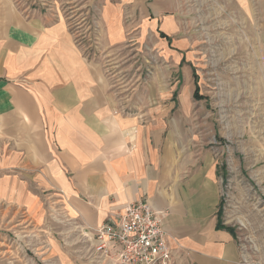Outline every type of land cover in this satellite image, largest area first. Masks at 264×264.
Here are the masks:
<instances>
[{
	"label": "crops",
	"instance_id": "obj_1",
	"mask_svg": "<svg viewBox=\"0 0 264 264\" xmlns=\"http://www.w3.org/2000/svg\"><path fill=\"white\" fill-rule=\"evenodd\" d=\"M231 1L240 43L246 44L236 57L249 59L241 75H258L261 68L264 76V0ZM83 4L96 16L106 48L140 46L157 37L175 63L173 73L186 83L173 89L176 99L136 94L124 105L106 67L85 55L58 8L39 13L0 0V203L25 206L39 218L46 199L80 237L117 221L125 205L146 202L165 213L172 264H246L236 232L220 219L224 176L217 156L226 153L227 142H240L235 151L249 160L240 168L264 193V128L248 129L236 108L233 125L227 126V115L218 120L224 145L214 148L196 138L192 96L201 99L195 98L193 39L185 29L183 0ZM148 87L163 91L157 84ZM240 89L264 98L259 82ZM202 118L211 128V114ZM247 136L249 149L242 145ZM59 255L60 264H78Z\"/></svg>",
	"mask_w": 264,
	"mask_h": 264
},
{
	"label": "rangeland",
	"instance_id": "obj_2",
	"mask_svg": "<svg viewBox=\"0 0 264 264\" xmlns=\"http://www.w3.org/2000/svg\"><path fill=\"white\" fill-rule=\"evenodd\" d=\"M16 1L39 13H53L51 8H58V14L69 21L85 55L106 67L118 101L124 105L132 104L136 94L139 99L146 100L171 96L176 99L173 89L178 84L180 89L186 83V77L173 73L175 63L166 49H160L157 37H150L140 46L106 48L101 41L102 30L94 19L96 16L88 14L83 7L85 0H64L60 5L49 0ZM183 2L185 29L193 39L192 67L197 75L199 96L203 98L196 101L192 96L194 114L199 116L194 121V132L200 143L205 140L210 147L217 148L224 145L217 134L220 115H227L229 127L233 125L229 119L236 108L243 110L248 129L251 125L260 130L264 128V98L252 92L247 95L240 89L251 82L264 84V76L261 68L258 75L249 78L241 75L239 68L249 59L245 54L243 60L236 57L235 51L241 47L245 51L246 44L240 43L242 32L235 26L231 0ZM190 81L193 92V73ZM156 84L162 86L163 91L148 87L154 88ZM205 113L211 114L215 124L211 123V128L203 121ZM250 139V136L242 139V145L247 149L251 147ZM240 144L227 142L226 153L217 156L220 173L224 176L220 219L236 232L247 264H264V193L250 180L247 171L240 168V163L249 161L235 151ZM39 211L40 217L34 218L25 206L0 203V264H60L59 254H66L78 264H87L85 251H80L91 245L81 241L83 238L75 233L63 215L50 209L46 199L40 204Z\"/></svg>",
	"mask_w": 264,
	"mask_h": 264
},
{
	"label": "built area",
	"instance_id": "obj_3",
	"mask_svg": "<svg viewBox=\"0 0 264 264\" xmlns=\"http://www.w3.org/2000/svg\"><path fill=\"white\" fill-rule=\"evenodd\" d=\"M165 213L146 202L127 204L117 221L80 233L87 264H172ZM247 264V260H246Z\"/></svg>",
	"mask_w": 264,
	"mask_h": 264
},
{
	"label": "trees",
	"instance_id": "obj_4",
	"mask_svg": "<svg viewBox=\"0 0 264 264\" xmlns=\"http://www.w3.org/2000/svg\"><path fill=\"white\" fill-rule=\"evenodd\" d=\"M162 37H164L163 35H162ZM196 78H197V76H195ZM195 98L196 99H202L200 96H199V88L197 87L196 88V92H195ZM218 228H225V227H223L221 224L218 226Z\"/></svg>",
	"mask_w": 264,
	"mask_h": 264
}]
</instances>
